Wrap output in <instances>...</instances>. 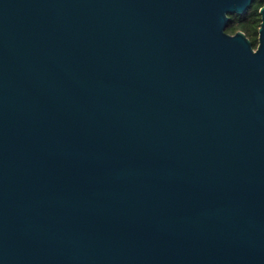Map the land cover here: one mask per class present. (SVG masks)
<instances>
[{
  "label": "water",
  "instance_id": "1",
  "mask_svg": "<svg viewBox=\"0 0 264 264\" xmlns=\"http://www.w3.org/2000/svg\"><path fill=\"white\" fill-rule=\"evenodd\" d=\"M0 0V264H264V4Z\"/></svg>",
  "mask_w": 264,
  "mask_h": 264
},
{
  "label": "trees",
  "instance_id": "2",
  "mask_svg": "<svg viewBox=\"0 0 264 264\" xmlns=\"http://www.w3.org/2000/svg\"><path fill=\"white\" fill-rule=\"evenodd\" d=\"M263 4L264 0H254L245 13L231 14L226 31L231 34L238 30L243 31L251 40L253 47L256 48L258 45V29L261 22L259 9Z\"/></svg>",
  "mask_w": 264,
  "mask_h": 264
}]
</instances>
